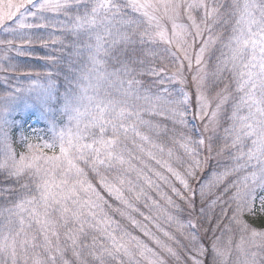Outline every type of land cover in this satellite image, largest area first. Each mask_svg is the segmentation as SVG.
<instances>
[{"label": "snow or ice", "instance_id": "6c2138e0", "mask_svg": "<svg viewBox=\"0 0 264 264\" xmlns=\"http://www.w3.org/2000/svg\"><path fill=\"white\" fill-rule=\"evenodd\" d=\"M262 216L264 0H0V264H264Z\"/></svg>", "mask_w": 264, "mask_h": 264}, {"label": "trees", "instance_id": "16d2710c", "mask_svg": "<svg viewBox=\"0 0 264 264\" xmlns=\"http://www.w3.org/2000/svg\"><path fill=\"white\" fill-rule=\"evenodd\" d=\"M33 122H34V121H31V122H30L31 127L26 126V132H29V131L31 130V128L39 127V125L34 124ZM32 123H33V124H32ZM16 139H17V142H19V135H18V134H17V136H16ZM18 150H19V149H18ZM212 164H213V166H214V163H213V162H212ZM253 222H254L257 226L264 225V216H262V217L256 219V220L253 221Z\"/></svg>", "mask_w": 264, "mask_h": 264}, {"label": "rangeland", "instance_id": "374dc122", "mask_svg": "<svg viewBox=\"0 0 264 264\" xmlns=\"http://www.w3.org/2000/svg\"><path fill=\"white\" fill-rule=\"evenodd\" d=\"M33 123L36 124L35 121H34ZM33 123H32V124H33ZM30 131H31V130H30ZM30 131H29V132H30ZM41 134H42V133H41ZM212 162L214 163V166H215L216 163H217L216 160H213ZM226 162H227V157H224V158H221V159H220V165H221V166H222L224 163H226Z\"/></svg>", "mask_w": 264, "mask_h": 264}]
</instances>
